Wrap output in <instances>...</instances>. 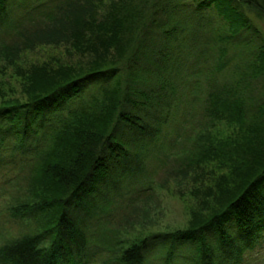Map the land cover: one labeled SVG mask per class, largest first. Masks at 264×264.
I'll return each instance as SVG.
<instances>
[{
  "label": "trees",
  "instance_id": "16d2710c",
  "mask_svg": "<svg viewBox=\"0 0 264 264\" xmlns=\"http://www.w3.org/2000/svg\"><path fill=\"white\" fill-rule=\"evenodd\" d=\"M196 1L111 0L100 14L94 0H0V26L14 18L17 24L47 20L38 41L35 33L17 30L18 41L1 47L5 61L14 63L22 50L41 42L68 43L94 57L85 68L58 58L17 67L26 100L0 104V166L8 139L9 153L35 159L33 184L11 213L37 220L33 231L0 245V264H89L87 215L76 210L96 215L109 190L144 171L145 153L167 135L161 132L176 98L189 92L177 94L174 82L183 75L211 6L223 20L220 27H208L220 45L199 52V74L211 82L203 98L196 81L190 106L204 99L209 115L236 124L237 133L220 141L201 132L187 158L196 166L213 159L228 170L205 188L188 227L149 233L122 248L114 263L103 264H153L158 258L176 264L172 258L185 245L194 252L193 264H264V257L244 258L264 231V36L243 11L264 13V0ZM131 33L137 35L129 47ZM230 48L236 50L228 57ZM91 89L95 95L86 96Z\"/></svg>",
  "mask_w": 264,
  "mask_h": 264
},
{
  "label": "rangeland",
  "instance_id": "374dc122",
  "mask_svg": "<svg viewBox=\"0 0 264 264\" xmlns=\"http://www.w3.org/2000/svg\"><path fill=\"white\" fill-rule=\"evenodd\" d=\"M94 1L98 11L102 14L109 9L111 0ZM184 4L195 5L197 1L184 0ZM243 11L253 26L257 27L264 36V13L252 7L243 9ZM204 13L207 17L202 18L201 33L197 35L196 45L194 49H191V54L184 63L186 66L182 71L183 75H180L179 79L174 82L178 83L177 94L179 90L185 88H188L190 93L183 91L179 95V99L176 98L177 102L171 109L170 118H167L161 132L163 136L167 134L165 139L154 151L148 152L147 155L145 153L142 173L125 179L122 182L123 185L118 189H113V192L109 190V194L106 193V201L103 199L96 205V215L86 214L83 208L76 210V213L81 217L87 215L85 230L89 242V264H103L108 259L114 263L113 257L118 255L122 248L130 246L154 231H174L188 227L192 212L200 206L202 199L206 197L203 193L205 188L213 187L218 176L228 170L226 165L219 164L213 159L196 166L190 164L187 158L189 150L193 149L191 141L201 132L203 136H207L206 132L209 131L211 137L220 141L230 140L237 133L236 124L228 123L222 119L214 120L209 115L204 99L198 101L194 97V106H190V101L193 99L191 88L197 87L196 81L201 82L203 98L211 82L204 73L199 74V71L202 70L199 63V52H203L205 49L214 50L220 45L219 41L216 42L215 34L209 28L222 26L223 20L216 14L217 11L212 6ZM177 16L181 17V14ZM46 21L39 20L36 23L23 20L17 24L14 18L6 26H0V104L3 100L11 98L26 100L23 80L16 73L17 67L26 68L30 63L53 61V58H58L59 63L71 64L76 68L84 66L83 68H85L94 58L91 53H80L68 43L54 45L41 42L33 49L22 50L18 57L13 59L14 63L3 59L1 47L18 41L17 30L26 29V34L35 33L33 41H38L42 34L37 33L42 30L41 23ZM137 25L138 19L132 33ZM132 33L127 34L133 40L129 47L133 45L137 35ZM249 36L247 35L246 38ZM252 39L257 42L256 36ZM18 46L22 48L23 43H18ZM235 50L230 48L227 56H231ZM237 50L245 53L250 52L249 49L246 51L237 48ZM111 51H115V49L112 48ZM245 57L248 58L249 55L245 54ZM235 60L236 58L230 59V65ZM123 63L124 61H121L119 64L122 66ZM208 64L212 70L215 68V64L210 62ZM95 92L96 90L91 89L85 95L91 97L95 95ZM11 147L12 140H6L5 147H3L5 161L0 166V245L8 240L18 238L22 233L33 231L37 226L36 217L20 218L14 217L11 213L10 208L14 205L15 200L24 197L27 194V189L33 184L34 168L31 166L35 161L34 157L33 160L28 158L30 154L24 156L19 152L9 153L8 149ZM39 149L42 148L39 147ZM148 149L151 150L150 147ZM9 160L10 163H8ZM212 189L216 191V187ZM210 197L212 198V196ZM174 255L175 257L172 259H177L176 264H184L186 261L188 264H193L192 255L194 252L188 245L177 250ZM255 256L264 257V231L257 246L252 251H244L245 260ZM162 263H164L163 258L153 261V264Z\"/></svg>",
  "mask_w": 264,
  "mask_h": 264
}]
</instances>
